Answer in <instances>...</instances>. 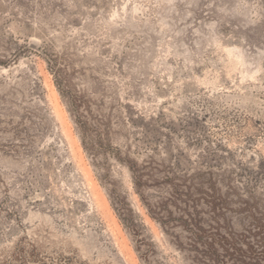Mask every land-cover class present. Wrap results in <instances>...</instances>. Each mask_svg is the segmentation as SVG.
Listing matches in <instances>:
<instances>
[{"label":"rangeland","instance_id":"1","mask_svg":"<svg viewBox=\"0 0 264 264\" xmlns=\"http://www.w3.org/2000/svg\"><path fill=\"white\" fill-rule=\"evenodd\" d=\"M264 0H0V264H264Z\"/></svg>","mask_w":264,"mask_h":264},{"label":"trees","instance_id":"2","mask_svg":"<svg viewBox=\"0 0 264 264\" xmlns=\"http://www.w3.org/2000/svg\"><path fill=\"white\" fill-rule=\"evenodd\" d=\"M264 246V245H263Z\"/></svg>","mask_w":264,"mask_h":264}]
</instances>
